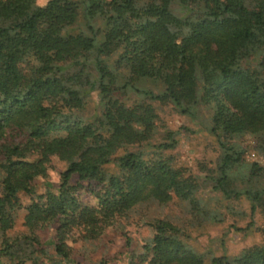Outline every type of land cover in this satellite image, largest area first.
Wrapping results in <instances>:
<instances>
[{"label":"trees","instance_id":"trees-1","mask_svg":"<svg viewBox=\"0 0 264 264\" xmlns=\"http://www.w3.org/2000/svg\"><path fill=\"white\" fill-rule=\"evenodd\" d=\"M80 14L88 24L95 16L103 19L100 44L95 34L77 31ZM93 49L104 55L118 50L113 69L94 58L98 78L63 73L89 59ZM257 51L264 52V0H46L41 5L0 0V264H73L66 243L73 227L83 226L94 237L140 201L161 204L175 195L189 212L221 221L196 197V175L164 154L176 144L173 131L151 142L153 102L171 99L181 112L205 105L212 133L249 134L262 153L264 60L242 66ZM140 77L158 82L161 90L137 88ZM92 92L99 113L89 116L84 110ZM140 143L152 150L145 152ZM128 145L135 147L113 156ZM217 145L219 163L206 178L211 189L225 199L244 195L250 211L264 210V166L250 161L229 169L233 148L221 140ZM51 155L65 162L59 180L46 179L43 195L25 206L29 232L7 236L19 206L17 192L35 194L34 182L47 178ZM107 164L116 171H108ZM73 174L97 183L98 189L90 190L94 204L78 198ZM236 179L253 192L232 190L228 184ZM52 224L54 256L36 234ZM151 224L152 237L128 264H203L179 226L166 219ZM209 262L264 264V245L211 256Z\"/></svg>","mask_w":264,"mask_h":264},{"label":"rangeland","instance_id":"rangeland-1","mask_svg":"<svg viewBox=\"0 0 264 264\" xmlns=\"http://www.w3.org/2000/svg\"><path fill=\"white\" fill-rule=\"evenodd\" d=\"M46 0H36L41 5ZM77 31L84 34H95V43L100 44L104 21L100 16L89 19V24L85 22L82 15L78 16ZM171 29L178 34L180 29L172 26ZM113 52L110 55L98 54L92 50L89 59H83L79 63L72 65L63 71L64 74L79 71L84 75L98 78L99 73L92 62L94 58L101 59L105 65L113 69L115 59L118 55ZM260 60H264V52L257 51L246 57L242 61L243 67H254ZM25 68V64H21ZM121 83V80H118ZM134 86L143 90H148L153 94L161 90L160 84L153 80L140 77L134 82ZM261 91L264 93V86ZM97 94L92 92L86 102L85 115L92 116L99 113L97 105ZM156 108L157 118L155 119L156 134L151 140L160 141L165 137L168 130L173 131V136L177 139L175 146L170 150H165L173 158L176 166L185 168L187 173L196 175L200 182V189L196 197L206 203L207 210L220 214L221 221L205 220L201 215L189 212L185 201L178 199L175 195L166 203H158L155 200H146L132 205L125 214L116 221L106 226L102 231L92 237L83 226H75L67 234L66 243L73 264H128L130 257L140 251L143 244L153 235L151 222L156 219H166L180 227L185 233L188 242L195 250L203 255V264H210L211 256L232 255L243 247L252 245H264V210L256 207L250 211L249 201L244 195L238 198H223L219 191L211 189V183L207 180V175L213 174L219 163V148L217 141L221 140L225 145L233 148L232 161L228 165L229 169H236V166L243 162H258L264 166V152H257L253 145L254 139L249 134L236 137L230 132L218 131L212 133L209 130L211 124V110L205 105H194L188 112H181L179 106L171 99L164 103L153 102ZM63 134L64 132H60ZM8 139L5 140V142ZM145 152L152 149L143 143L138 144ZM128 145L119 148L113 156L119 155L124 148H133ZM31 155L30 157H32ZM47 178H37L34 182L35 194H27L18 191L19 206L14 212V221L11 228L6 232L7 236L28 233L29 229L24 221L25 206L31 199L38 200L46 191L45 180L57 182L60 172L65 168V162L57 156L51 155L48 158ZM108 171L115 172L113 164H107ZM72 182L77 183V196L87 204H94L91 189H98L95 181L88 179H78L76 174L72 175ZM232 190L248 189L250 193L253 188L245 185L240 179H236L228 184ZM252 220L251 225H247ZM55 224L49 225L36 231L43 247L50 255L54 256L53 239L55 236ZM134 258V257H133ZM135 259V258H134Z\"/></svg>","mask_w":264,"mask_h":264}]
</instances>
